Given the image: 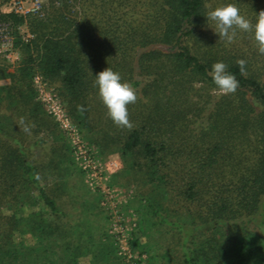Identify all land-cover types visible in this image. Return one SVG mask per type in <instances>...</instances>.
<instances>
[{"label": "trees", "instance_id": "1", "mask_svg": "<svg viewBox=\"0 0 264 264\" xmlns=\"http://www.w3.org/2000/svg\"><path fill=\"white\" fill-rule=\"evenodd\" d=\"M227 3L253 23L264 10V0H47L42 15L0 12L18 55L11 71L0 54V264H122L103 196L36 76L103 162L120 158L109 185L134 191L131 246L144 235L153 264H264V53L251 31L232 42L214 31L205 15ZM217 61L235 92L215 94ZM106 67L136 89L131 128L98 95Z\"/></svg>", "mask_w": 264, "mask_h": 264}, {"label": "built area", "instance_id": "2", "mask_svg": "<svg viewBox=\"0 0 264 264\" xmlns=\"http://www.w3.org/2000/svg\"><path fill=\"white\" fill-rule=\"evenodd\" d=\"M40 5V1L36 0L32 8L25 11L23 7L19 6L14 12L24 15L34 13L39 11ZM29 37V35L27 37L24 36V38ZM7 52L9 60H18L16 52L13 51L12 43L9 44ZM34 83L49 114L67 132L75 161L84 172L86 182L91 188L99 190L103 196L102 205L111 218L110 233L116 239L118 253L123 259V263L136 264L141 260V256L132 250L130 244L137 229L136 214L133 211H130V214L124 212L122 206L127 204L129 199L123 196L122 190L108 186L110 175L117 171L113 168L118 165V162H103L93 148L84 142L78 128L72 124L63 105L53 92L54 90L40 76L35 77Z\"/></svg>", "mask_w": 264, "mask_h": 264}, {"label": "clouds", "instance_id": "3", "mask_svg": "<svg viewBox=\"0 0 264 264\" xmlns=\"http://www.w3.org/2000/svg\"><path fill=\"white\" fill-rule=\"evenodd\" d=\"M207 21L214 23V31L219 37L228 42L234 39L236 30L243 32L251 31L256 46L260 53H264V10L256 13L255 22L240 13L239 8L233 3H227L219 7L210 8L206 15ZM240 71L244 72V60H238ZM228 66L223 61L214 62L211 66L210 75L216 90L222 94L236 91L238 80L229 72ZM94 84L98 89V95L107 108V114L117 126L132 127L129 119L128 105L137 99L136 89L127 81H124L119 72L106 67L94 74ZM22 124L24 118L21 117ZM23 131L29 132L30 127L24 124Z\"/></svg>", "mask_w": 264, "mask_h": 264}, {"label": "rangeland", "instance_id": "4", "mask_svg": "<svg viewBox=\"0 0 264 264\" xmlns=\"http://www.w3.org/2000/svg\"><path fill=\"white\" fill-rule=\"evenodd\" d=\"M35 1L36 0H9L8 2H4V0H0V12H3V13L14 12V10L16 8H19V6L23 7V10L26 11L27 9H30V8L33 7ZM39 1L41 3L40 9H39V11L34 12V13H39L40 12V15H42L43 14L44 5L47 4V0H39ZM20 30H21V33H22L23 36H25V37H27L28 35L30 36L29 29L27 28V26H22ZM12 40H13V38H12V30H10V28L8 27L7 24L0 23V54L2 55V57L6 58L8 60V62L10 64V70L11 71L14 69V67L16 65V61H17V60H14V59L13 60H9L7 58V54H8L7 49L9 48V44L12 43ZM16 56L18 57L17 53H16ZM7 83H9V80H1L0 81V85L7 84ZM55 94H57V93H55ZM215 94L219 95V94H222V93L217 91ZM38 99L44 104V102L40 98V94L39 93H38ZM44 106H45V108L47 110V113L49 114L48 109H47L45 104H44ZM70 121H71V119H70ZM59 127H60L61 130H63V132L69 138L67 132L64 131V129H62L60 125H59ZM75 127H77V126H75ZM69 141H70V138H69ZM91 147L96 152V154H98V150L94 146H91ZM111 161L118 162V165L114 166V168H113V169L117 170L115 172H118L122 168V162H121L120 158L118 157V155H111L110 158L106 162H111ZM85 182H86V178H85ZM108 186H110L109 182H108ZM115 188H117L119 190H122L123 191V196H125V198L129 199L128 203L127 204L124 203L125 205L122 206L123 211L126 212L127 214H130V211H133L136 214L137 205L133 201L134 198H135L134 191L133 190H125V189H123L121 187H113V189H115ZM91 189L95 191V189H93V188H91ZM5 210L7 212H10V209H8V208H6ZM137 231H139L138 228L136 229L135 232H137ZM139 238H140V244L138 246H131L132 250L135 253H137V254H139L141 256V260L138 261L136 264H153V262H151L152 249L149 248L150 247L149 244L151 243V241H149L142 234L140 235ZM16 240H17V242H20V241L23 240V241H25L26 244H32V245L34 244V239H32V237L29 236V235H27L25 237L18 235V236H16ZM142 256H144V257H142ZM121 260H122V264H124L123 263L124 261H123L122 258H121ZM83 264H88V260L87 259L84 260Z\"/></svg>", "mask_w": 264, "mask_h": 264}]
</instances>
